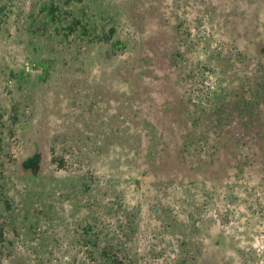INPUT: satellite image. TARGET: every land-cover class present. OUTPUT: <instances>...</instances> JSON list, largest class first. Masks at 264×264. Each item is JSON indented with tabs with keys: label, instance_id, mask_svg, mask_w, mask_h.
<instances>
[{
	"label": "trees",
	"instance_id": "obj_1",
	"mask_svg": "<svg viewBox=\"0 0 264 264\" xmlns=\"http://www.w3.org/2000/svg\"><path fill=\"white\" fill-rule=\"evenodd\" d=\"M159 5L0 0V264H205L206 235L217 226L233 234L235 264L238 258L239 264H264V182H242L255 158L241 151L256 147L264 156V59L244 71L238 91L220 79L212 84V75L197 66L194 108L208 115L216 143L229 149L233 182L167 198L180 191L168 180L159 182L164 198L132 206L125 200L124 185L142 190L149 169L171 162L157 125L143 102H135L154 76L153 46L169 67L187 62L179 47L147 36ZM111 73L132 96L113 102L106 121ZM58 97L68 101L75 119L64 118L54 129L47 102ZM138 142L141 154L132 148ZM197 144L186 140L182 150ZM203 150L195 154L196 169L210 164ZM142 153L144 170L134 173ZM47 170L65 177L67 194L85 211L66 239L54 226V207L35 194ZM211 171L226 173L224 166Z\"/></svg>",
	"mask_w": 264,
	"mask_h": 264
},
{
	"label": "rangeland",
	"instance_id": "obj_2",
	"mask_svg": "<svg viewBox=\"0 0 264 264\" xmlns=\"http://www.w3.org/2000/svg\"><path fill=\"white\" fill-rule=\"evenodd\" d=\"M159 1L155 17L148 21L147 36L150 40L158 38L165 46L179 47L187 56V62L179 67H169L162 60L157 46H153L154 76L144 81L142 99L135 102H143L147 117L157 125L171 162L169 166L161 164V168H158L160 162L158 166L149 169L142 190H137L133 185L129 187L124 185L127 194L125 200L131 206L144 198L145 203L157 201L156 198H164L159 182L169 180L174 188H180L179 193L172 191L167 194V198L172 194L173 197H183L188 191L201 190L204 185L208 188L226 187L228 183L233 182L235 171L232 172L233 167H229L225 160L229 149L224 143H216L217 133L208 115L194 108V100L198 96L195 86V76L198 75L196 71L199 68L204 76L212 75L210 77L212 84L220 79L221 86L229 91H238L241 78L245 75L244 71L253 69L259 60L264 59V54L260 53L264 48V0ZM241 54L245 60L244 64L240 61ZM203 66L207 67L201 70ZM108 77L111 82L107 95L112 100L103 106L106 121L113 113V102H129L132 96L130 86L115 78L113 73ZM49 101L47 103L51 112L48 121H52L54 129L64 122V118L75 119V113L69 109L65 98H50ZM57 101L63 103L59 104ZM191 139L198 144L184 153L182 144ZM206 142L208 143L204 147ZM203 147L208 151V155H211L207 158L210 164L206 168L196 169V161L199 159L195 154L202 151ZM132 148L136 154H141V142L134 144ZM241 151L245 156L255 158L254 165L244 170L242 182L256 184L264 182L262 153L259 154L256 147L244 148ZM134 155L133 152L132 156ZM143 155L142 153L134 173L142 168L138 171L142 174L145 167ZM28 157L30 160L33 159L30 155ZM223 166L226 173L221 176L217 172L212 173L213 167ZM42 179L35 187V194L45 197L47 205L54 207V226L57 233L66 239L68 232L70 235V231L77 227L75 224L84 217L82 203L74 202L76 199L67 194L69 184L64 176L47 170ZM145 208L148 209V206ZM48 227L49 234L54 235L52 227L49 224ZM206 236L209 237L206 240L205 264H235L236 251L231 241L233 234L229 230L223 232L218 226L213 227ZM66 244H70L69 239ZM54 264L59 262L55 261Z\"/></svg>",
	"mask_w": 264,
	"mask_h": 264
}]
</instances>
